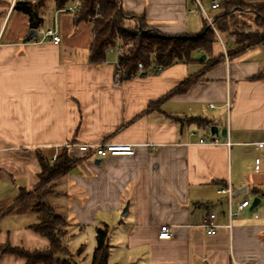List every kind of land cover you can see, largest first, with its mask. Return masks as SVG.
<instances>
[{"label":"crops","instance_id":"0c3cea01","mask_svg":"<svg viewBox=\"0 0 264 264\" xmlns=\"http://www.w3.org/2000/svg\"><path fill=\"white\" fill-rule=\"evenodd\" d=\"M16 1L0 0V214L36 184L37 156L52 162L65 149L78 163L53 184L44 204L67 228L72 220L106 228L107 264H264V221L251 204L228 217L248 201L246 192L258 204L264 197L253 192L264 191V48L227 56L235 38L219 37L213 19L222 10L210 7L223 0H120L125 14L168 36L204 29L206 20L194 11L198 2L216 36L206 61L217 63H178L119 84L111 56L89 62L90 23L48 5L36 38L22 43L30 28L13 10ZM49 29L58 44L34 42ZM192 75L199 78L187 91L159 101ZM100 143L131 145L133 154L99 158L74 147ZM227 187L230 199L217 194ZM56 194L63 201L50 199ZM32 205L0 216V264H25L3 253L6 245L47 249L31 229L39 222ZM210 214L214 235L201 228ZM162 226L170 239H158Z\"/></svg>","mask_w":264,"mask_h":264},{"label":"trees","instance_id":"16d2710c","mask_svg":"<svg viewBox=\"0 0 264 264\" xmlns=\"http://www.w3.org/2000/svg\"><path fill=\"white\" fill-rule=\"evenodd\" d=\"M73 0H17L13 10L26 16L28 27L38 30L43 24V15L51 5L53 11L65 10ZM218 7L221 14L213 19V25L218 34L235 38L234 49L227 51L232 57L248 47L264 48V3H247L245 0H223ZM240 12V13H238ZM75 19L78 23L91 24L92 39L89 44V62L100 65L105 62L106 51L117 42L130 43L126 54L119 58L123 72L121 80L133 78L137 72V64L143 65L144 72L155 71L174 64L206 63L208 68L217 63L210 59L211 47L216 42V36L203 20L204 29L196 35L168 36L150 30L143 17H131L125 14L120 6V0H80L75 9ZM199 51L197 55L194 53ZM204 61H199L201 56ZM258 75L255 78H262ZM199 75L189 76L177 87L163 96L159 101L184 93L196 82ZM205 123V122H204ZM39 172L37 182L31 190H20L12 205L2 211L0 216L29 203H33L32 211L39 215V222L31 229L48 241V247L43 251H25L6 245L3 253L12 254L25 260V264H73L71 254L63 244L66 236L67 223L51 208L44 204L45 198L51 194L53 184L65 176L78 160L68 155L65 149L60 150L54 161L38 155ZM254 194L264 191L253 190ZM56 256L63 257L62 259ZM108 246L106 228L95 229V247L91 264H107Z\"/></svg>","mask_w":264,"mask_h":264},{"label":"built area","instance_id":"2783aa9c","mask_svg":"<svg viewBox=\"0 0 264 264\" xmlns=\"http://www.w3.org/2000/svg\"><path fill=\"white\" fill-rule=\"evenodd\" d=\"M80 5V0H73L72 3L63 11L75 12V9ZM211 9H216L218 7L217 3H213ZM200 11L203 18L206 22L211 26V21L206 13V11L200 6L198 2L195 4L194 11ZM35 43H52L58 44L60 42V38L57 36L55 29L49 30H42L40 31L39 39L34 41ZM131 47V44L128 43H119L117 42L113 47H110L106 51V56H111L113 58L112 64L115 66V74H114V83L119 84L121 81V74L123 72L121 66L119 65V58L126 54L127 50ZM162 68H157L158 72H161ZM144 72L143 65L141 63L137 64V75H142ZM212 108V105L209 106ZM201 143V142H200ZM216 144V142L211 143ZM68 147V146H67ZM70 147V146H69ZM75 148L78 149L79 152L86 153V152H93L99 158H105L108 156H131L133 154V147L131 145H122V144H110V143H100L94 145L88 144H76L74 145ZM55 156L53 157V160ZM218 195H225L230 199L232 191L229 187L218 189ZM250 203L248 201L241 202L235 211L229 210L228 217H235L238 215L239 211L249 207ZM214 215L210 214L202 223L201 228L204 229L207 235H214L218 228V225L213 223ZM230 225H226V228H229ZM159 240H168L171 238V233L168 227L162 226L159 228L158 235Z\"/></svg>","mask_w":264,"mask_h":264},{"label":"rangeland","instance_id":"374dc122","mask_svg":"<svg viewBox=\"0 0 264 264\" xmlns=\"http://www.w3.org/2000/svg\"><path fill=\"white\" fill-rule=\"evenodd\" d=\"M211 26L208 27L211 29ZM219 37L224 36L219 35ZM245 194H247L248 201L251 204L254 197H252V194L250 192H246ZM50 199L63 201L61 200V196H59L58 194H56V196H53V198ZM61 211L63 210L56 209L55 212L60 214L59 212ZM253 211L256 212L259 219L264 221V197H261L260 203L253 208ZM72 221L68 223V232L63 240L64 245L67 246V248L71 252V262L73 264H91L92 253L95 247L94 226L97 225L94 224L93 226L85 225L84 227H79L77 224H75L74 226L70 225ZM56 257L59 259L63 258L61 256Z\"/></svg>","mask_w":264,"mask_h":264},{"label":"water","instance_id":"95a60500","mask_svg":"<svg viewBox=\"0 0 264 264\" xmlns=\"http://www.w3.org/2000/svg\"><path fill=\"white\" fill-rule=\"evenodd\" d=\"M36 36H37L36 30H34V29H30V30L28 31L27 35H26V36L24 37V39L22 40V43H27V42L31 41L32 39H35ZM204 59H205V57L202 55V56L199 58V61H204ZM210 133H211L212 135H215V136H217V135L219 134L217 128L214 127V126H211V127H210ZM220 135H221L222 138H225V135H226V134H225V130H222V131L220 132ZM258 202H259V200H258L257 198H254V199L252 200V203H251L250 209L254 208V207L258 204ZM125 210H126V208H125Z\"/></svg>","mask_w":264,"mask_h":264}]
</instances>
